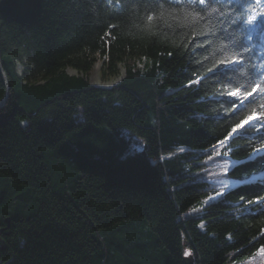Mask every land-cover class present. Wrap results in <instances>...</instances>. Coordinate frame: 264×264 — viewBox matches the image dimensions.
Returning a JSON list of instances; mask_svg holds the SVG:
<instances>
[{"label": "trees", "instance_id": "trees-1", "mask_svg": "<svg viewBox=\"0 0 264 264\" xmlns=\"http://www.w3.org/2000/svg\"><path fill=\"white\" fill-rule=\"evenodd\" d=\"M150 2L0 0V264H264V0L213 2L188 47Z\"/></svg>", "mask_w": 264, "mask_h": 264}, {"label": "snow or ice", "instance_id": "snow-or-ice-1", "mask_svg": "<svg viewBox=\"0 0 264 264\" xmlns=\"http://www.w3.org/2000/svg\"><path fill=\"white\" fill-rule=\"evenodd\" d=\"M111 2L112 0H109V3ZM213 2L221 4V0H167V4L169 5V7L165 8L164 4H160L158 0H154V2L147 3L144 6L145 10L148 11V23L145 24L143 27L144 29H146L148 35L160 34L162 38H166L167 33H158V30L155 29L154 25L152 24V21L154 19H158L164 24H168L170 20L174 21L176 22V24L175 26L169 25L170 30H174V27H183L188 28V31L184 33V37H182L180 41L173 39L172 43H183L184 47H188V43H192L194 37L206 36V32L212 33L216 29V25L212 24L211 16L209 15V13L211 12L219 11L218 8L213 7ZM116 3L117 6H119V0H116ZM221 7H223L222 4ZM157 8H159L158 14L155 11ZM201 13H203V15ZM261 13H264V8H261ZM222 14L223 13H221V15ZM253 18V15H248L249 22H251ZM199 21L206 22V27L204 29H198L196 27V24ZM189 25H191L190 28L188 27ZM185 39L188 43H184ZM205 43H208L210 45V49L216 47V45L212 44L211 41L207 40V37L205 38ZM239 56L240 54L238 52H230L223 45H221L218 52L209 50V55L203 57V59L209 60L211 58L212 60H214L212 68L208 69V71L211 72L212 69L216 68L218 65H229L232 63H238ZM225 80H227V74H225L224 77L217 76L216 83L221 86L216 90L217 92H221V90L225 88H230V84L225 83ZM196 82L199 83V78ZM189 83H193V81H189ZM259 90L261 92H264V88H260ZM254 91L255 89H253V92ZM253 92H245L244 95L250 97ZM228 94L231 96H237L239 94V90H231ZM239 127L241 126L237 125L236 128H233L232 132L229 133L228 136H232ZM227 139L228 137H225V140ZM220 143H223V141H220ZM259 147L264 148V144H261ZM181 151H183V149H181ZM225 171H227V168H225ZM256 201L260 204H264V195H257ZM248 203L251 204L253 203V201H249ZM261 251H264V248H262ZM185 255H188V253L185 252Z\"/></svg>", "mask_w": 264, "mask_h": 264}, {"label": "rangeland", "instance_id": "rangeland-1", "mask_svg": "<svg viewBox=\"0 0 264 264\" xmlns=\"http://www.w3.org/2000/svg\"><path fill=\"white\" fill-rule=\"evenodd\" d=\"M66 71L71 74L78 73L76 69H73L71 67H66ZM123 73H124V66L120 62L118 63V73L117 74L110 75V76H103L101 72V60H97L93 64L88 77H89L90 82L94 83L95 85L108 86V85L115 83L117 80H119L122 77ZM229 183H232V182L230 181ZM259 255L260 257L253 256L252 254L248 257L242 258L241 260L235 261L233 264H261L260 261L263 255H261V253ZM185 256L189 257V253L188 255H185Z\"/></svg>", "mask_w": 264, "mask_h": 264}, {"label": "clouds", "instance_id": "clouds-1", "mask_svg": "<svg viewBox=\"0 0 264 264\" xmlns=\"http://www.w3.org/2000/svg\"><path fill=\"white\" fill-rule=\"evenodd\" d=\"M156 12H157V14H158V8L155 10ZM147 15H148V11L147 10H144V12H143V14L141 15V17H140V20H141V25L142 26H144L145 24H147L148 23V21H147ZM158 19H154L153 21H152V24L155 26V25H157V23H158Z\"/></svg>", "mask_w": 264, "mask_h": 264}, {"label": "water", "instance_id": "water-1", "mask_svg": "<svg viewBox=\"0 0 264 264\" xmlns=\"http://www.w3.org/2000/svg\"><path fill=\"white\" fill-rule=\"evenodd\" d=\"M3 79H4V81H5V83H6V78H5V76L3 75ZM4 100H5V96L3 97V98H1L0 99V105L4 102ZM142 153H144V150H142L141 151ZM258 174H256V176H257ZM255 176V175H254ZM251 177H253V175H251V176H249L248 178H245V179H242V180H240V181H247L248 179H250ZM185 264H191L190 263V261L188 260V259H185Z\"/></svg>", "mask_w": 264, "mask_h": 264}]
</instances>
